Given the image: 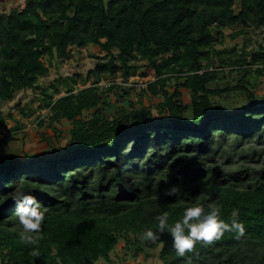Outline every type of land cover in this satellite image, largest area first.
Segmentation results:
<instances>
[{"label":"trees","instance_id":"trees-1","mask_svg":"<svg viewBox=\"0 0 264 264\" xmlns=\"http://www.w3.org/2000/svg\"><path fill=\"white\" fill-rule=\"evenodd\" d=\"M238 25L264 26V0H25L0 14V102L39 88L49 72L45 57L61 62L70 49L88 45L103 54L80 80L89 86L76 90L80 82L63 79L62 96L55 85L41 91L50 122L70 124L68 143L22 159L0 154V197L21 182L49 208L40 238L26 245L12 200L0 203V264L107 262L120 239L134 257L146 245L157 250L159 264H264V159L241 152L232 161L222 147L227 138L264 145V101H256L247 80L264 75V47L231 63L240 73L234 87H209L225 64L214 61L225 53L215 50L222 30ZM135 60L145 62L141 77L153 75L140 91L162 98L158 116L130 102L111 118L101 115L104 93L126 101L137 86H127ZM117 77L121 84L98 86ZM182 90L188 104L180 101ZM237 95L244 98L236 108ZM85 111H92L87 120ZM171 186L179 191L165 195ZM194 201L222 205L223 217L235 214L245 234L225 232L183 257L167 230L157 242L140 238L145 228L155 230L157 215L167 212L172 223Z\"/></svg>","mask_w":264,"mask_h":264},{"label":"rangeland","instance_id":"rangeland-1","mask_svg":"<svg viewBox=\"0 0 264 264\" xmlns=\"http://www.w3.org/2000/svg\"><path fill=\"white\" fill-rule=\"evenodd\" d=\"M237 11V6L234 8ZM243 29V34L235 39L233 35ZM216 35V32L214 33ZM259 47H264V26H247L242 28L241 25L226 28L222 30V41L215 46L217 52L225 51L223 55H219L214 61L218 62L221 59L225 64L223 65V72L218 74L219 79L209 85L211 89L223 88L226 85L234 87L240 77L238 70L235 72L231 70V63L236 60H241L247 57V54L256 51ZM113 56L117 55L116 51L112 52ZM97 56H103L98 48L88 45L84 48H72L69 50L67 58L59 62L57 59L44 58L45 65L49 66V72L45 77L38 81L36 90L25 89L16 91L13 96L5 101L0 102V140L9 136V140L0 144V154L5 158L19 157L23 158L25 155L32 157L35 155H42L63 147L69 141L70 124L66 121L59 123L50 122V114L42 105V89H47L48 93L52 92V86H58L60 89L59 96L64 94L62 80L75 79L77 82L84 80V78L93 69L94 63L97 61ZM106 58V57H105ZM107 59V58H106ZM136 67L137 73L129 79L127 86L132 84H139L143 82L152 81L153 75L143 78L140 74L145 71V62L135 60L131 63ZM234 68L233 70H235ZM238 71V72H237ZM233 72V73H232ZM109 80L103 78L99 81L100 87L103 81ZM250 82L249 90L259 100L264 101V75L257 76L251 74L247 78ZM116 83L120 84L121 79L116 78ZM176 81L172 80L168 83V90H172ZM91 84V80L84 84L77 83L74 86L76 90L85 88ZM140 85L133 87L130 96L126 101H118L113 93H102L104 108L101 110V115L113 117L119 108L127 107V102L134 103L137 109L148 108L152 110L154 116H158L156 107L162 102L161 97H152L147 94H142ZM103 90V89H102ZM181 103L188 104L190 101L189 94L186 91H181ZM56 96L55 98L59 97ZM244 96H234L233 106L236 108L243 105ZM220 97L213 98L215 103ZM92 111H85L82 114L83 119L87 120ZM38 120L43 123L40 125ZM223 149L231 156L232 161L237 159L241 152H246L248 156H261L259 159H264V145H259L254 142L241 141L236 144L232 139L227 138L223 141ZM256 147L257 153L250 154V148ZM249 151V152H248ZM257 160V157L254 158ZM253 160V159H252ZM157 250L152 249L149 245L145 246L144 252L134 257L133 248L126 247V241L120 239L118 245L109 255V261L100 260L97 264H159L157 259Z\"/></svg>","mask_w":264,"mask_h":264},{"label":"clouds","instance_id":"clouds-1","mask_svg":"<svg viewBox=\"0 0 264 264\" xmlns=\"http://www.w3.org/2000/svg\"><path fill=\"white\" fill-rule=\"evenodd\" d=\"M179 191L177 186H171L165 190V195L173 196ZM5 199H11L14 205L13 219L18 225V235L22 243L35 245L40 238L42 224L49 214V208L32 192L25 190L21 182L13 187L10 193L0 197V203ZM155 230L145 228L140 238L146 241L157 242L160 235L167 233L171 237L172 248L177 256L183 257L193 251L198 243L211 245L220 240L225 232H235L237 238L245 234V226L235 214L227 220L222 214V205L210 203L204 204L194 201L186 207L182 216L169 223V215L164 212L156 216ZM36 255L38 250L34 249Z\"/></svg>","mask_w":264,"mask_h":264},{"label":"crops","instance_id":"crops-1","mask_svg":"<svg viewBox=\"0 0 264 264\" xmlns=\"http://www.w3.org/2000/svg\"><path fill=\"white\" fill-rule=\"evenodd\" d=\"M25 0H0V14H8L15 9H21Z\"/></svg>","mask_w":264,"mask_h":264},{"label":"built area","instance_id":"built-area-1","mask_svg":"<svg viewBox=\"0 0 264 264\" xmlns=\"http://www.w3.org/2000/svg\"><path fill=\"white\" fill-rule=\"evenodd\" d=\"M112 82H115L116 83V79L114 80V81H111V79H109V80H106V81H103L102 82V84H101V87H103V88H107V87H109L110 85H112ZM117 84V83H116ZM121 84V83H120ZM138 85H140V88L141 89H144L146 86V84H145V82H143V83H139V84H137V86Z\"/></svg>","mask_w":264,"mask_h":264}]
</instances>
